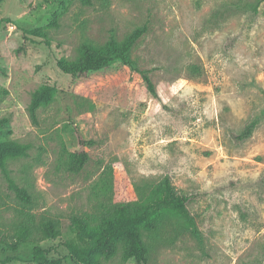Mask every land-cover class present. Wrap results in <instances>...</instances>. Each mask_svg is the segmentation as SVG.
Returning <instances> with one entry per match:
<instances>
[{
    "label": "rangeland",
    "instance_id": "rangeland-1",
    "mask_svg": "<svg viewBox=\"0 0 264 264\" xmlns=\"http://www.w3.org/2000/svg\"><path fill=\"white\" fill-rule=\"evenodd\" d=\"M143 26L131 59L159 101L119 63L85 77L56 67L85 42L122 43ZM45 84L56 94L33 125L27 108ZM72 123L92 142L79 173L69 169L79 149ZM5 142L29 149L0 169V264H37L35 248L46 264H79L65 248L76 242L72 219L95 227L122 204L159 197L165 178L190 198L198 237L166 217L142 233L147 264H264V0H0ZM47 220L59 235L42 241ZM22 226L32 235L13 252L7 244ZM100 264L135 263L118 251Z\"/></svg>",
    "mask_w": 264,
    "mask_h": 264
},
{
    "label": "trees",
    "instance_id": "trees-1",
    "mask_svg": "<svg viewBox=\"0 0 264 264\" xmlns=\"http://www.w3.org/2000/svg\"><path fill=\"white\" fill-rule=\"evenodd\" d=\"M84 6H90L91 0H77ZM146 32L143 26L130 34L122 43H117L110 38L102 45H94L85 42L80 45L77 57L73 60L60 58L56 62L57 69L66 76L85 77L90 73L107 69L109 66L119 63L139 74L141 81L149 95L159 101L155 87L149 78L147 71L137 69L131 59V52L137 41ZM26 33V32H23ZM36 35L35 33H31ZM48 45V43L46 42ZM56 90L50 85H42L32 95L27 108L28 116L33 125L37 123V111L53 102ZM76 135L78 150L73 153L70 170L79 173L84 167L88 155L86 147L92 145L91 141L84 140L72 123ZM255 123L240 134V139L250 136ZM29 146L15 142L0 144V169L6 172V164L9 160L27 156ZM8 187L15 196L24 203H29V195L25 189L18 187L8 179ZM190 198L177 195L165 178L161 188V195L145 203L137 205L122 204L112 210L110 217L104 219L99 225L90 227L84 219L73 218L75 243H66L65 248L79 264H100V260L109 261L120 252L122 262L133 261L135 264H147L148 250L142 240L143 232H155L166 217L175 216L184 221V229L195 238L198 231L194 218L187 209ZM31 229L22 226L13 235L12 241L7 244L11 251L15 252L27 244L31 237ZM59 235L58 225L52 221H45L39 227V236L42 241L55 239ZM32 261L37 264H46L45 252L39 248L33 251Z\"/></svg>",
    "mask_w": 264,
    "mask_h": 264
}]
</instances>
